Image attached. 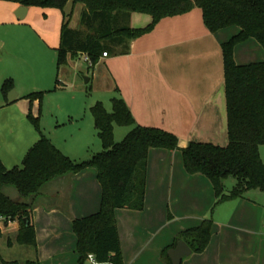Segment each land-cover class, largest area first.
Listing matches in <instances>:
<instances>
[{"label": "crops", "instance_id": "crops-1", "mask_svg": "<svg viewBox=\"0 0 264 264\" xmlns=\"http://www.w3.org/2000/svg\"><path fill=\"white\" fill-rule=\"evenodd\" d=\"M21 6L0 0V159L5 167H23L42 134L77 161L102 152L92 107L101 102L112 111V99L122 97L137 124L173 133L180 145L174 150H150L144 209L116 210L124 263L169 264L164 251L171 247L170 256L179 234L212 218L208 247L184 257L182 264H264V190L252 189L216 205L213 183L204 174H190L182 153L191 142L229 144L223 44L241 28L211 32L202 9L194 8L162 19L151 32L132 40L126 51L121 47L107 56L103 53L93 69L83 53L59 67L65 13H72L70 27L80 29L84 4L70 1L65 11L32 6L23 19L17 16ZM152 22L150 14L140 12H133L130 19L132 28ZM80 60L88 66L86 86L79 79L86 69ZM235 60L240 65L264 61V47L249 38L236 46ZM8 80L12 86L4 90ZM89 83L94 93L90 98ZM69 89L74 96L66 101V109L59 105L56 122H45L46 97ZM41 91L45 92L42 100L27 98ZM31 116L39 119L40 127ZM133 127L116 125V141ZM260 152L264 161V145ZM236 182L228 179L227 189ZM102 192L98 169L90 166L54 178L38 195L23 198L34 203L31 221L37 244L17 241L19 219L0 221V243L6 248H0L3 259L19 264H82L74 220L97 213ZM9 193L14 199L22 198Z\"/></svg>", "mask_w": 264, "mask_h": 264}, {"label": "trees", "instance_id": "trees-1", "mask_svg": "<svg viewBox=\"0 0 264 264\" xmlns=\"http://www.w3.org/2000/svg\"><path fill=\"white\" fill-rule=\"evenodd\" d=\"M32 7H55L65 11L67 4H84L82 27H70L72 13H65L62 44L58 50V66L68 64L71 57L86 54L93 69L103 53L117 52L146 33L164 18L183 15L194 8L203 11L211 32L230 26L241 31L223 44L225 83L229 118V144L191 142L182 149L185 168L190 174H204L216 191V205L244 196L252 189L264 190V161L260 147L264 145V61L240 65L235 60V48L249 38H256L264 47V0H5ZM133 12L147 13L153 22L144 28H132ZM59 82V81H58ZM60 84V83H58ZM12 80L4 84V90ZM45 92H33L31 100L43 99ZM109 111L98 102L92 107L95 125L104 150L88 160L77 161L65 155L50 138L41 139L27 153L23 167L8 169L0 159V216L19 219L20 244L36 245V229L31 221L34 203L23 198L36 196L49 181L66 174L79 173L94 166L102 185V203L97 213L74 220L77 250L81 263L93 259L101 264H125L116 210H143L147 191L149 152L153 148L178 149L179 138L164 129L137 124L122 97L112 99ZM40 127L39 119L31 116ZM134 126L121 141L115 139V126ZM233 177L236 184L227 189L226 181ZM16 188L21 200L14 199L5 188ZM25 218H29L27 225ZM214 221L204 219L201 225L183 231L172 247L184 240L194 253L203 252L212 238ZM164 251L173 264L169 250ZM4 264H19L5 261ZM28 264H34L28 263Z\"/></svg>", "mask_w": 264, "mask_h": 264}, {"label": "rangeland", "instance_id": "rangeland-1", "mask_svg": "<svg viewBox=\"0 0 264 264\" xmlns=\"http://www.w3.org/2000/svg\"><path fill=\"white\" fill-rule=\"evenodd\" d=\"M80 61H81V63H83L85 65L86 69H85L84 73H80L79 79L83 83V85L86 86L85 85L86 79L89 78V74H88V70H87L88 66L86 65L84 60H80ZM71 75H73V74H71ZM73 77H76V76H73ZM71 82L73 83V78L70 81V83ZM90 86H91V83L88 84V91L85 90V92L87 91L86 95H88L87 96L88 98H90L92 96V94H94L92 92V90L89 89ZM72 89H69L68 91H60V92L55 91V92L50 93L49 96L46 97V99L44 100L45 111H44V114L42 117L45 122H49V123L52 122V124H54L56 122L57 117H59L61 114V111L59 110V108H60L59 105L60 106L62 105L63 109H66V107H67L66 101L71 99L74 96V94L72 93L73 92ZM229 179H234V178L230 177ZM5 191L7 193H9L11 191H12V193H18L16 188L13 186L6 187ZM2 245L3 244L0 243V246H1L0 248L5 250L6 248L3 247Z\"/></svg>", "mask_w": 264, "mask_h": 264}, {"label": "water", "instance_id": "water-1", "mask_svg": "<svg viewBox=\"0 0 264 264\" xmlns=\"http://www.w3.org/2000/svg\"><path fill=\"white\" fill-rule=\"evenodd\" d=\"M27 9H28L27 6L22 5L19 8L17 16L20 19H23L25 17V13L27 12ZM88 81H89V79L87 78L86 82H88ZM29 222H30V219L29 218H25V223L27 225L29 224ZM192 252L193 251L190 248V246L184 240H181L178 243L177 247H175L174 249H172L170 251V256L172 258L173 264H182V261H183L184 257L191 255Z\"/></svg>", "mask_w": 264, "mask_h": 264}, {"label": "built area", "instance_id": "built-area-1", "mask_svg": "<svg viewBox=\"0 0 264 264\" xmlns=\"http://www.w3.org/2000/svg\"><path fill=\"white\" fill-rule=\"evenodd\" d=\"M108 55V53L107 52H105L104 53V56H107ZM9 220H11V218H9V217H6V216H0V221H9ZM89 264H101L100 262H98L97 260H92Z\"/></svg>", "mask_w": 264, "mask_h": 264}]
</instances>
